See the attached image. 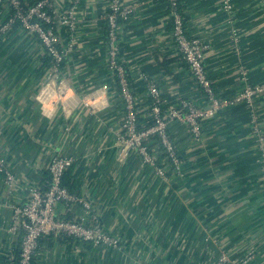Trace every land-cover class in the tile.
<instances>
[{"label":"crops","instance_id":"obj_1","mask_svg":"<svg viewBox=\"0 0 264 264\" xmlns=\"http://www.w3.org/2000/svg\"><path fill=\"white\" fill-rule=\"evenodd\" d=\"M110 1L52 0L59 41L68 48L57 76L35 32L20 22L0 32V150L15 175L13 189L0 177V264L14 261L15 205L31 184L40 185L56 155L74 159L72 191L90 202L118 243L45 234L35 264H217L224 252L225 264L245 257L264 264V162L251 107L240 101L205 118L198 140L186 122L169 120L179 169L161 160L158 138L148 136L165 176L139 153L125 155L119 141L124 103L108 59ZM181 1L189 35L209 46L205 65L218 95L234 98L264 85V0ZM122 3L132 12L118 23L120 56L142 127L152 122L146 78L161 91L163 114L182 98L207 105L174 41L166 1ZM69 11L78 20L73 43L62 20ZM253 101L264 134V91ZM56 211L67 219L89 217L79 202H58Z\"/></svg>","mask_w":264,"mask_h":264},{"label":"built area","instance_id":"obj_2","mask_svg":"<svg viewBox=\"0 0 264 264\" xmlns=\"http://www.w3.org/2000/svg\"><path fill=\"white\" fill-rule=\"evenodd\" d=\"M169 17L173 24L172 32L179 53L191 69L198 86L204 91L207 105L201 106L192 99L182 98L171 107L167 114H163L160 106L162 94L155 81L147 80V91L152 103L153 124L142 126L137 108L135 90L131 85L127 70L122 63L119 44V19L127 18L132 8L124 6L122 0H111L106 15L108 26V59L110 68L114 71L120 87V93L124 103L125 114L122 130L119 133V141L122 143V152L127 155L133 150L141 155L144 162L155 167L159 175L165 176L166 170L159 163V157L153 153L145 139L155 135L161 146V152L173 169H179L182 158L175 143L168 132V121L178 119L186 122L194 137L198 140L202 136V121L205 118L216 116L222 108L240 101H246L251 107V123L256 133L259 149L264 162V134L261 132L259 117L254 107V97L264 91V85L248 86L234 98L221 97L216 92L205 65V54L208 44L200 39L188 35V29L184 22V16L179 9L180 0H165ZM225 7L231 11V5L227 1ZM9 8V9H8ZM52 0H37L27 8L22 6V0H0V32L6 33L15 22H20L25 28L35 32L45 47L46 53L51 56V72L55 76L60 73V67L65 60L68 48L61 46L59 34L56 29V18L51 13ZM11 13V15H8ZM63 23L68 26L71 42L78 20L73 11H69L67 17L63 16ZM45 23L51 24L46 26ZM72 45V44H70ZM74 163L72 157L56 155L49 164L52 175L50 187L43 191L38 183L31 184L24 193L20 204L15 205L10 233L18 237L23 232L21 253L16 264H33L39 248V240L45 234H66L82 241H90L95 245L117 246L118 239L107 233L100 224L98 215L93 211L88 200L75 194L71 188L62 186L63 175ZM0 177H3L8 187L15 186V175L8 166L4 153L0 150ZM65 202L81 203L89 213V217L81 219H67L59 217L56 204ZM229 262L227 253H222L217 264ZM249 258L245 257L239 262L231 264H248Z\"/></svg>","mask_w":264,"mask_h":264},{"label":"trees","instance_id":"obj_3","mask_svg":"<svg viewBox=\"0 0 264 264\" xmlns=\"http://www.w3.org/2000/svg\"><path fill=\"white\" fill-rule=\"evenodd\" d=\"M22 6H24V5H22ZM24 7H26V6H24ZM179 9L182 12V15L184 16V22H185V25H186L187 21H186L185 15H184L183 5H182V1L181 0H180V4H179ZM51 13H52V11H51ZM120 21H121V19L119 20V22ZM171 24H172V22H171ZM45 25L46 26H50L51 24L45 23ZM172 27H173V24H172ZM186 27H187V25H186ZM188 35H189V33H188ZM47 57H48L47 58V62L48 61H52L51 56L48 55ZM152 124H153V122L149 123L148 126H150ZM139 128L143 129L142 126H140ZM160 158H161V160H163L165 158V155H162V157H160ZM159 162H160V159H159ZM51 181H52L51 172L49 170L44 171L43 179H42V182L40 183L41 189L43 191H46L50 187ZM62 186L69 187V188L73 189V186H74L73 165L70 166L68 169H66V171H65V173L63 175V178H62ZM22 236H23V232L21 231L20 232V236L17 237V239H16V241L14 243V252H15L14 254H15V256H14L13 264L17 263L19 255L21 253ZM39 245H40V240H39ZM39 248H40V246H39ZM39 248H38V250H39ZM33 264H35V258L33 260Z\"/></svg>","mask_w":264,"mask_h":264},{"label":"clouds","instance_id":"obj_4","mask_svg":"<svg viewBox=\"0 0 264 264\" xmlns=\"http://www.w3.org/2000/svg\"><path fill=\"white\" fill-rule=\"evenodd\" d=\"M69 95H71V92H69ZM53 99H56V97H53ZM44 107H45L46 109L51 108V104H50V103H45V104H44Z\"/></svg>","mask_w":264,"mask_h":264}]
</instances>
